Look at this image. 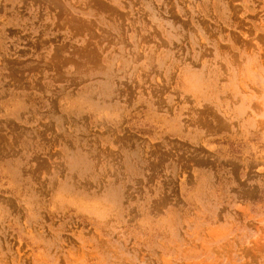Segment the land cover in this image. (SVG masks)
I'll list each match as a JSON object with an SVG mask.
<instances>
[{
	"label": "rangeland",
	"instance_id": "obj_1",
	"mask_svg": "<svg viewBox=\"0 0 264 264\" xmlns=\"http://www.w3.org/2000/svg\"><path fill=\"white\" fill-rule=\"evenodd\" d=\"M0 264H264V0H0Z\"/></svg>",
	"mask_w": 264,
	"mask_h": 264
}]
</instances>
